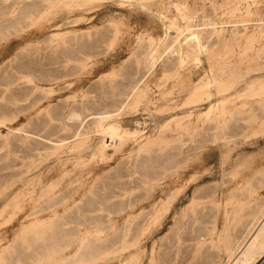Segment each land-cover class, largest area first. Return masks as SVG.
Here are the masks:
<instances>
[{
  "label": "rangeland",
  "instance_id": "obj_1",
  "mask_svg": "<svg viewBox=\"0 0 264 264\" xmlns=\"http://www.w3.org/2000/svg\"><path fill=\"white\" fill-rule=\"evenodd\" d=\"M262 207L264 0H0V264H112L142 230L207 264Z\"/></svg>",
  "mask_w": 264,
  "mask_h": 264
},
{
  "label": "bare ground",
  "instance_id": "obj_2",
  "mask_svg": "<svg viewBox=\"0 0 264 264\" xmlns=\"http://www.w3.org/2000/svg\"><path fill=\"white\" fill-rule=\"evenodd\" d=\"M190 47H193L194 49H196V51H201L202 45L198 37L196 38L195 42H193V44L192 43L190 44ZM142 91L143 90L138 86L136 89H134L131 92V97L133 98L137 94H140ZM112 129H110L111 131L108 129L109 132L106 131L107 134H109L111 138L118 137L117 135L118 133H116L114 129L113 130ZM154 219H156V217ZM28 230H29L28 226L23 227L20 231V236L23 234H27L26 231L28 232ZM263 231H264V207L253 212V214L249 216L248 225L246 227V230L242 234V237L237 242L235 241L236 243L231 248L226 250L224 258H221L219 256L209 255L207 264H226V263H233V262L236 264H248L247 262L245 263V261L255 250L258 244L259 238L262 235ZM123 232L124 230L122 231V233ZM145 234H146V231L142 230L138 232L139 237L135 238L134 241L126 243V240H125L126 244H122L124 243L122 241L119 242V245L121 246L122 244L123 246L120 249H118L116 252H114L113 257L109 261L112 264L113 263L114 264H155V256L158 253L157 244L153 242L151 246L149 247L144 246V245L142 246L141 244H142V241L144 240ZM251 235L252 237L248 240V238ZM204 239L205 238L203 236H196L192 238L193 241H198V242L203 241ZM209 240H210L209 241L210 244L213 245L212 239L210 238ZM87 246L88 244L85 246V248ZM1 252L2 251H0V253ZM263 258H264V252L262 254H259V256L255 260L253 261L251 260L252 262L249 264H258Z\"/></svg>",
  "mask_w": 264,
  "mask_h": 264
}]
</instances>
